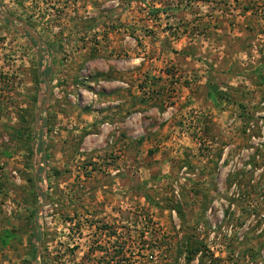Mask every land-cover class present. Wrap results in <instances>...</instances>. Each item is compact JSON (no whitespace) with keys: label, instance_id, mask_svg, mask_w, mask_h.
I'll list each match as a JSON object with an SVG mask.
<instances>
[{"label":"rangeland","instance_id":"obj_1","mask_svg":"<svg viewBox=\"0 0 264 264\" xmlns=\"http://www.w3.org/2000/svg\"><path fill=\"white\" fill-rule=\"evenodd\" d=\"M263 65L264 0H0V264H264Z\"/></svg>","mask_w":264,"mask_h":264},{"label":"trees","instance_id":"obj_2","mask_svg":"<svg viewBox=\"0 0 264 264\" xmlns=\"http://www.w3.org/2000/svg\"><path fill=\"white\" fill-rule=\"evenodd\" d=\"M183 52H185V50L183 51ZM187 53H189V52H185V53H183L184 55H186ZM187 55H189V54H187ZM263 67H264V65H263ZM260 69V68H259ZM262 69H264V68H262ZM258 72H259V74H258V77L260 76V79L262 80V81H264V74H262V73H260V70H258ZM261 83H263L264 84V82H261ZM216 94H218V95H223L225 92H221L220 90H219V88L217 89L216 88ZM213 93V95H214V91L212 92ZM211 94V93H210ZM261 94H262V99L264 100V90L261 92ZM212 95V94H211ZM225 95H227L226 93H225ZM213 98H214V96H213ZM246 114H248V113H246ZM253 117L254 116H247V117H243L244 118V120L246 121L245 123L247 124L249 121H253ZM260 118L263 120V125H264V115L263 116H260ZM204 129H208V130H211V126H209V125H207V126H205V127H203ZM244 133L246 132V128H244L243 130H242ZM260 157H261V161H264V155H259ZM259 156H258V158H259ZM255 157V156H254ZM254 157H253V159H254ZM254 161H255V159H254ZM251 162L252 161H248L247 163H249V164H251ZM256 201V204L257 203H260L258 200H255ZM263 206H264V204H263ZM258 215L259 216H261V215H263V217H264V209L261 211V212H259L258 213ZM187 246V245H186ZM197 250H199V248L197 247V246H195V248H193L192 246H191V244H190V247H188V248H186L185 247V251H187L186 253V260L189 262L190 260H192V255L194 254V253H197L198 251ZM176 263V261H175V259H173V262H172V264H175Z\"/></svg>","mask_w":264,"mask_h":264},{"label":"crops","instance_id":"obj_3","mask_svg":"<svg viewBox=\"0 0 264 264\" xmlns=\"http://www.w3.org/2000/svg\"><path fill=\"white\" fill-rule=\"evenodd\" d=\"M115 91H112L111 92V97L113 98L114 97V92H117L118 91V88H115L114 89ZM118 101H120V100H115L114 102H112L111 104H113V103H118ZM122 102H124V100H122ZM121 109H118L116 112H114V113H112V116H113V118H111V123H112V120H114L113 121V124H115V123H122L123 122V117H119V114H120V112L122 111H120Z\"/></svg>","mask_w":264,"mask_h":264},{"label":"water","instance_id":"obj_4","mask_svg":"<svg viewBox=\"0 0 264 264\" xmlns=\"http://www.w3.org/2000/svg\"><path fill=\"white\" fill-rule=\"evenodd\" d=\"M26 31H28V32L30 33V31H29L28 29H27ZM47 99H48V92L46 93L45 100H44V104H43L42 107H44V105H45ZM38 249H39V246H38L37 251H36L37 254H38ZM37 254H36V255H37Z\"/></svg>","mask_w":264,"mask_h":264}]
</instances>
